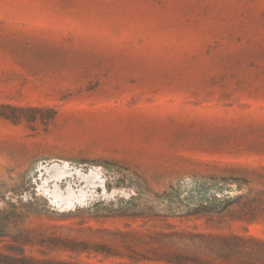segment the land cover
<instances>
[{
	"label": "rangeland",
	"instance_id": "374dc122",
	"mask_svg": "<svg viewBox=\"0 0 264 264\" xmlns=\"http://www.w3.org/2000/svg\"><path fill=\"white\" fill-rule=\"evenodd\" d=\"M0 22V102L56 112L0 118V264L252 261L264 219L196 208L264 191V0H0Z\"/></svg>",
	"mask_w": 264,
	"mask_h": 264
},
{
	"label": "trees",
	"instance_id": "16d2710c",
	"mask_svg": "<svg viewBox=\"0 0 264 264\" xmlns=\"http://www.w3.org/2000/svg\"><path fill=\"white\" fill-rule=\"evenodd\" d=\"M7 111H10V114ZM27 111L34 113H48L46 118H43L41 120L43 124L51 122L56 115V112L53 109L47 107L15 106L0 102V118L9 120L12 123H19L21 121L20 114ZM34 121L36 120L32 119L29 122L34 123ZM242 181L246 185H248L249 183L246 180ZM219 189L222 188H218V190ZM238 189L240 191L241 186H239ZM136 198L137 196H132L131 198H129V204H132V202ZM234 205L238 207L239 212L241 213L240 220L242 221L254 222L260 219H264V191L253 190L249 188H247V191L244 195L236 194L235 196H229L224 195L223 193L217 194L211 197L209 200L203 202L202 204H199L196 208V212L218 214L227 211L230 207ZM250 239L252 246L248 251L249 255L252 258V261H241L239 262V264H264V241L256 238Z\"/></svg>",
	"mask_w": 264,
	"mask_h": 264
},
{
	"label": "crops",
	"instance_id": "0c3cea01",
	"mask_svg": "<svg viewBox=\"0 0 264 264\" xmlns=\"http://www.w3.org/2000/svg\"><path fill=\"white\" fill-rule=\"evenodd\" d=\"M2 25H4L3 22H0V27H1ZM5 83H7L6 80H4V79H3V80L0 79V85H1V84H5ZM1 89H5V88L0 86V90H1ZM6 89H9V88L7 87ZM15 89H17V88H15Z\"/></svg>",
	"mask_w": 264,
	"mask_h": 264
}]
</instances>
